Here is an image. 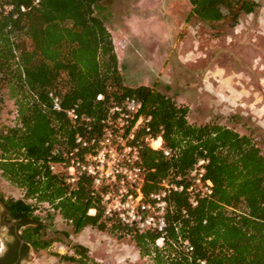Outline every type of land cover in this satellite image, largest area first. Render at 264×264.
Listing matches in <instances>:
<instances>
[{
    "label": "trees",
    "instance_id": "1",
    "mask_svg": "<svg viewBox=\"0 0 264 264\" xmlns=\"http://www.w3.org/2000/svg\"><path fill=\"white\" fill-rule=\"evenodd\" d=\"M34 1L0 0V100L6 87L21 96L19 123L0 125V169L24 190V198L3 199L10 219L30 223L21 238L36 250L56 240L44 236L46 225L34 216L31 201H46L75 232L88 225L105 229L109 222L112 229L129 231L143 255L153 254V264H200L201 259L208 264H264V150L253 137L217 122L195 125L188 119V107L165 93L145 84L125 85L111 31L97 14L103 0ZM190 2L200 20L213 23L231 17L232 25L259 5L255 0ZM51 92L60 97L61 110L53 107ZM128 95L142 101L143 110L153 116L154 129L163 128L164 145L176 150L167 157L162 150L144 148L150 170L146 192L157 188L171 169L185 173L199 157L210 158L213 195L192 207L184 193H171L162 246L156 243L159 232H140L105 216L90 176L72 184L49 168L56 158L52 150L73 146L76 131L84 130L74 126L66 109L78 104L80 116L100 118ZM90 208L96 212L90 214ZM184 240L194 246L191 253L181 246ZM74 248L79 257L60 256L85 263L88 248Z\"/></svg>",
    "mask_w": 264,
    "mask_h": 264
},
{
    "label": "rangeland",
    "instance_id": "2",
    "mask_svg": "<svg viewBox=\"0 0 264 264\" xmlns=\"http://www.w3.org/2000/svg\"><path fill=\"white\" fill-rule=\"evenodd\" d=\"M255 1L256 10L242 13L236 25L231 17L200 20L190 0H103L97 14L111 31L125 85H149L187 106L193 124L229 126L264 150V0ZM19 97L3 89L0 125L19 123ZM4 198H24V190L0 169V245L9 239L1 224ZM31 202L46 225L44 236L56 240L31 250L25 264H153V254L143 255L129 231L109 222L105 229L88 225L75 232L52 204ZM76 244L89 250L85 263L60 256L79 257Z\"/></svg>",
    "mask_w": 264,
    "mask_h": 264
},
{
    "label": "built area",
    "instance_id": "3",
    "mask_svg": "<svg viewBox=\"0 0 264 264\" xmlns=\"http://www.w3.org/2000/svg\"><path fill=\"white\" fill-rule=\"evenodd\" d=\"M39 3L40 0L34 1L35 5ZM50 96L53 107L61 110L60 97L54 92ZM102 97L103 94L97 96ZM66 114L74 126L82 125L84 130L76 131L73 146L52 150L56 158L49 161L50 170L64 175L72 184L82 175L90 176L92 193L99 196L104 215L139 231L159 232V246L167 237L171 193H184L192 207L213 195L214 181L208 175L210 158L206 156L196 159L185 173L171 169L158 181L157 188L145 191L150 170L143 159L144 148L162 150L167 157L176 155V150L164 145L163 128L154 129L152 114L143 110V103L136 96H126L100 118L80 116L78 104L66 109ZM93 209L96 212L90 208V214H94ZM181 246L187 253L194 250L188 240L182 241ZM199 261L208 264L204 259Z\"/></svg>",
    "mask_w": 264,
    "mask_h": 264
},
{
    "label": "flooded vegetation",
    "instance_id": "4",
    "mask_svg": "<svg viewBox=\"0 0 264 264\" xmlns=\"http://www.w3.org/2000/svg\"><path fill=\"white\" fill-rule=\"evenodd\" d=\"M6 205L3 203L1 224L8 228L9 239L0 247V264H25L30 263L31 250L36 249L26 243L21 234L23 229L30 223L23 224L19 219H10Z\"/></svg>",
    "mask_w": 264,
    "mask_h": 264
},
{
    "label": "bare ground",
    "instance_id": "5",
    "mask_svg": "<svg viewBox=\"0 0 264 264\" xmlns=\"http://www.w3.org/2000/svg\"><path fill=\"white\" fill-rule=\"evenodd\" d=\"M155 145H157V143H155ZM94 211H95V210L93 209V210H92V213H93Z\"/></svg>",
    "mask_w": 264,
    "mask_h": 264
}]
</instances>
